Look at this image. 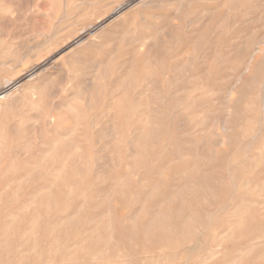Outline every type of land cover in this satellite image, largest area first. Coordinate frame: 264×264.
Returning a JSON list of instances; mask_svg holds the SVG:
<instances>
[{"label":"rangeland","instance_id":"1","mask_svg":"<svg viewBox=\"0 0 264 264\" xmlns=\"http://www.w3.org/2000/svg\"><path fill=\"white\" fill-rule=\"evenodd\" d=\"M6 85L0 264H264V0H0Z\"/></svg>","mask_w":264,"mask_h":264},{"label":"bare ground","instance_id":"2","mask_svg":"<svg viewBox=\"0 0 264 264\" xmlns=\"http://www.w3.org/2000/svg\"><path fill=\"white\" fill-rule=\"evenodd\" d=\"M103 73H104V72H103ZM103 75H104V74H103ZM6 80H7V79H6ZM13 82H14V81H13ZM9 84H10V82H9ZM7 86H8V85L5 86L6 88H5V90H3V92H2V91L0 92V97H1L2 95H5L4 93H6V92L8 91V88H9V87L7 88ZM10 89H11V88H10ZM94 89H95V88H94ZM9 92H10V91H9ZM92 96H93V95H92ZM88 102H89V101H88ZM47 115H48V114H47ZM2 135H3V134H2Z\"/></svg>","mask_w":264,"mask_h":264}]
</instances>
